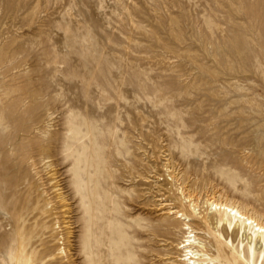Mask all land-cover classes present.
<instances>
[{"label": "rangeland", "instance_id": "rangeland-1", "mask_svg": "<svg viewBox=\"0 0 264 264\" xmlns=\"http://www.w3.org/2000/svg\"><path fill=\"white\" fill-rule=\"evenodd\" d=\"M211 198L264 222V0H0V264H264Z\"/></svg>", "mask_w": 264, "mask_h": 264}, {"label": "bare ground", "instance_id": "bare-ground-1", "mask_svg": "<svg viewBox=\"0 0 264 264\" xmlns=\"http://www.w3.org/2000/svg\"><path fill=\"white\" fill-rule=\"evenodd\" d=\"M179 190L180 193L184 195L183 189L179 188ZM183 199L185 200V203L192 202L193 211L198 208V202L195 204L191 197L184 195ZM204 203L209 205L212 222L221 221L226 224L230 222L229 226H232L233 234L239 232L246 235L248 234L250 238H254L255 240H258V242L264 238V222L261 221V219L256 218V216L241 210L237 205L227 201L214 200V198H211ZM198 210L199 209H197L196 213ZM171 211H174V209L169 210L170 214H175V219L183 221V230L186 231V236L179 245V249L183 250V256L180 261L182 264H198L196 263V261L199 260L198 254L193 250L196 243L195 235H193V226L190 223V217H192L191 213L188 210L184 213H181L180 211L176 212V210L175 212ZM198 216H200V212L198 213ZM222 228L226 230L225 226Z\"/></svg>", "mask_w": 264, "mask_h": 264}]
</instances>
